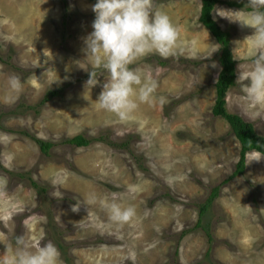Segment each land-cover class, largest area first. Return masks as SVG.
<instances>
[{
	"label": "rangeland",
	"instance_id": "1",
	"mask_svg": "<svg viewBox=\"0 0 264 264\" xmlns=\"http://www.w3.org/2000/svg\"><path fill=\"white\" fill-rule=\"evenodd\" d=\"M235 1L244 6L219 3L214 18L230 35L238 76L252 67L243 59L252 30L216 15L247 4ZM95 3L0 0V177L8 181L0 254L22 235L33 250L53 242L60 264H264V157L249 162L257 151L248 152L244 173L226 181L241 144L212 112L221 45L200 22L202 0H154L179 27L185 51L179 60L149 55L130 66L151 74L158 88L127 122L98 107L107 72L97 69V85L87 84L84 37L93 31ZM13 75L19 93L8 88ZM49 89L59 93L41 103ZM227 109L264 135V108H251L237 82ZM78 134L92 142L64 143ZM31 136L55 145L45 154ZM93 194L97 203L87 205ZM113 199L135 208L131 222L109 219L102 202Z\"/></svg>",
	"mask_w": 264,
	"mask_h": 264
},
{
	"label": "clouds",
	"instance_id": "2",
	"mask_svg": "<svg viewBox=\"0 0 264 264\" xmlns=\"http://www.w3.org/2000/svg\"><path fill=\"white\" fill-rule=\"evenodd\" d=\"M92 11L95 13L93 31L84 37L83 49L92 66V70H88L87 84L97 85V69L107 72L106 82L96 99L98 107L127 122L140 104L153 103L158 88V81L151 74L130 66L149 55L179 60L185 51L181 32L167 13L156 8L154 0H96ZM216 15L252 30L246 37L250 46L243 57L252 67L247 72H239L236 82L251 108H264V0H247L240 10L216 9ZM7 83L10 92L22 90L21 80L15 75L9 77ZM14 99L7 95L5 102L11 103ZM165 102L161 97L160 103ZM262 157L264 154L255 152L249 162L259 161ZM7 183L6 177H0V196L5 194ZM62 197L61 194L59 198ZM85 202L93 205L97 203V197L90 195ZM102 206L116 224H127L136 216L134 207H124L115 199L102 202ZM79 208L78 204L72 205L73 212H78ZM0 264H60V252L51 241L37 245L33 250L21 235L16 237L14 250L5 245Z\"/></svg>",
	"mask_w": 264,
	"mask_h": 264
},
{
	"label": "trees",
	"instance_id": "3",
	"mask_svg": "<svg viewBox=\"0 0 264 264\" xmlns=\"http://www.w3.org/2000/svg\"><path fill=\"white\" fill-rule=\"evenodd\" d=\"M219 3H227V5L230 7H243L244 2L235 0H202L200 13V22L211 32V34L221 45V53L219 57L221 71L215 83L216 100L212 108V112L215 116H221L229 123L232 132L238 138L241 144L240 159L237 162L236 169L232 175L226 179L227 181L244 173L247 165L246 156L248 152L257 151L264 154V135L258 134L253 123L246 121L241 115L237 113L229 112L227 109V93L229 89L236 84L237 62L230 48L231 43L229 33L224 30L214 18V10ZM58 93L59 90L49 89L44 95L41 103L51 100ZM31 137L39 145L41 151L45 154H49V149L55 145V143L52 141H44L43 139L35 136ZM91 142L92 139L85 137L83 134H78L64 141V143L73 144L79 147L87 146ZM31 184L38 192L43 193L45 191V187L40 186V184L33 179ZM217 190L218 187L214 189L213 195L217 193ZM210 202L211 199L208 200V203L202 205L200 209L201 217ZM199 223H201V218L199 219ZM59 248H61L62 252L65 253V247L60 242Z\"/></svg>",
	"mask_w": 264,
	"mask_h": 264
}]
</instances>
